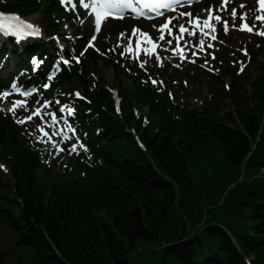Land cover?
I'll use <instances>...</instances> for the list:
<instances>
[{"label": "trees", "instance_id": "1", "mask_svg": "<svg viewBox=\"0 0 264 264\" xmlns=\"http://www.w3.org/2000/svg\"><path fill=\"white\" fill-rule=\"evenodd\" d=\"M0 13H43L49 41L20 48L10 40L16 76L38 84L43 103L57 91L62 103L76 102L68 119L88 147L65 166L48 163L24 127L0 114V156L10 172L7 180L0 173V240L14 252L0 264H133L145 251L162 252L163 264H264V67L256 81L245 78L252 95L234 77L218 91L231 100L226 112L217 102L200 111L173 107L133 77V89L119 85L120 117L104 80H95V66L126 71L100 42L99 51L74 46L80 62L61 64L41 82L55 59L49 50L58 52L53 34L67 15L56 0H0ZM125 23L111 20L108 32ZM34 54L46 61L37 73L29 66ZM76 85L88 102L67 95ZM134 103L149 107L147 124Z\"/></svg>", "mask_w": 264, "mask_h": 264}, {"label": "rangeland", "instance_id": "2", "mask_svg": "<svg viewBox=\"0 0 264 264\" xmlns=\"http://www.w3.org/2000/svg\"><path fill=\"white\" fill-rule=\"evenodd\" d=\"M56 2L59 3L60 9L62 11L64 10L67 15L59 23V31L57 33H54V36L52 37L57 45V48L59 47L60 49L57 52L58 55H55V50L52 51L50 49L52 51V54L50 55H55L57 60L52 72H56L58 70L57 65L63 61V58H61V56L59 55H61V53L65 54V52H68V50L70 54L66 58L70 61V64L67 66H72L73 61L76 60L74 59L75 55H73V53H75L74 46H76L77 48L80 47L79 49L82 50V42H85L86 49V45L89 43L91 37L95 34L93 17L91 15H88L87 10L79 6L78 0H75V2L77 3V9L75 12L66 10V7L61 5L60 0H56ZM221 3L222 0H197L190 6L187 4L183 5L178 8L175 13L166 16H175L178 15L179 12H191L194 16L199 15L201 17H205L207 15L206 10L212 8L214 14H219L223 19L228 20L230 26L229 33L225 34L223 31V27L221 25H217L216 34L218 39L217 41H212V43L215 44L214 48L213 50L210 49V51L209 49H206L209 53L215 55V60H212L210 55L199 53V59H197L196 63H190L187 60L181 62L179 56H173L171 51L165 52L161 49H157V53L161 57H169V59H164L162 61L163 66H159L155 58V54L149 57L141 53L139 59H134L131 55L121 56L120 53L123 51V48L120 47L115 48V51H111L112 53L110 55H112L115 62L126 71L125 73L123 72L120 75H116L113 70L105 66L103 62L99 61L96 64L95 80H98L99 78L104 80V86L106 90H108V92L111 94L116 107V111L117 107H119V111H117V114L120 117L122 115L121 106L123 99L120 95L121 90L119 85L125 86V88L129 90L133 89V77L138 81L144 79L146 83H149L152 87H155L159 92H161V94H163V96H165L166 99L170 101L169 105H172L173 107H186L190 110L195 111H200L202 106L205 104L211 105L212 103L217 102L218 104H222V106L226 108H222V110L226 112L231 105V100L229 97H223V95L217 96V93L223 88L224 85L228 83L230 84L233 81V77L235 78L234 80L237 81V86L239 85L238 88H242L247 96L252 95L253 90L250 87L249 82H246L245 78L249 76L250 81L254 82L258 78H261V76L263 75L262 67H264V37L256 35L254 33L239 31L232 28L231 10L232 8L237 9V19L235 21V24L237 26H239L241 23L239 16L244 12L248 13V23L252 24L253 22H256L255 17L258 14L256 11V9L258 8V2L257 0H232V2L227 6L228 11L216 13L215 10L221 6ZM241 4L245 5V7L240 8L239 6ZM43 16V13L38 15L36 14L29 16L26 19L33 22L35 26H37L40 30V40L49 41V36L45 31V26L42 21L44 19ZM77 16H79L80 19H77ZM165 19L155 22H145L133 17H128L124 19V21L126 20L124 29L113 34L111 32H108V26L111 20L107 19L106 22L102 25L101 32L99 34H96L97 38L94 42L95 48L99 45L100 42L104 46L113 49L118 43V37L120 33H126L125 39L123 41H119L121 44H126L127 36L131 35L133 27H137L140 30L149 33L155 39L159 35V33L157 32L156 28L153 27V25H156L158 27L165 22ZM186 19L187 18L184 17L179 19L178 21H173V23H185ZM81 20H83V23H81ZM256 23L259 27V22ZM65 25H67L68 27L65 28ZM186 36L187 35H185L186 40H193V42H195L194 38L188 36L186 38ZM220 41H223V43H220ZM133 44H135V40L133 41ZM181 44L183 45V41H181ZM4 47L8 48L9 46H3V50ZM165 47H167V45H165ZM172 47H175L174 40ZM245 49L248 53L247 56L244 55L243 50ZM192 50L194 49L187 50L189 56L191 55L190 51ZM1 52L0 54H2ZM205 59L208 60L209 66L213 69V71H209L208 67H202ZM144 60H147L148 63L144 66V68H141L140 63ZM0 62L2 65V68L0 69L1 78L6 79L10 77L14 81H16L17 85L24 86L23 84H26H22L19 82L15 71L17 68V64L13 58L9 57L7 58L6 62H4L3 60H1ZM176 64H180V67H176ZM242 65L244 66V70L241 72L240 68ZM29 66L33 65L29 64ZM149 77H151V79L157 80L158 83L154 85ZM91 78L89 75L86 76V80L88 81ZM215 80L222 81L223 83L216 84L217 82H215ZM159 81H163V84H160ZM33 85L34 84H31V82H28V88L30 90L35 89L33 88ZM75 92H79L81 96L85 98L83 100L76 99L77 101L88 102V97L84 95L85 91L83 90L82 85H76L75 89H73L71 93H67V95H73V93ZM53 96L54 98L50 100V107L45 109L44 111L55 112L58 119L60 117H65L68 119L69 116L67 115V113H61L59 109L61 106L65 104L71 105L73 102L68 100L65 103H62L61 101L59 104L56 103L58 99L63 100V98H60V96H64V93L59 91L54 93ZM17 99H26L28 108L30 109L40 106L36 103L37 100H39L40 103L43 104L39 93H37V90L33 92L32 96L27 98H24L17 93H11V95H9V97L7 98H0V109H3L2 111H0V114L3 115V117L12 120L17 125L24 127L27 137L30 138L31 141L35 144L41 146L42 156L45 158L46 162L57 164L59 163L61 166H65L68 162L67 158L70 155L68 149L73 143L76 142V138L78 137L80 141L85 144L84 140L80 137L78 129L74 126L73 121L68 119V122L76 128V136L72 137V139L68 141L63 142H60L61 138L59 136L53 137L54 140L60 143L61 147L65 148L64 152L56 155L55 149L52 148L51 144L39 141L40 133L36 131V126L41 123L39 118H35L33 121L25 124H19L16 122L17 119L24 118L29 114V112L21 108L17 110L15 115H13L7 110L9 107H11L12 102ZM117 101H119L118 105ZM134 104L136 115L139 118L143 116V120L147 124L150 117L149 107L142 106L136 103ZM53 105L58 108V112L53 109L55 108L53 107ZM74 105L76 108V102H74ZM253 105H255V102ZM124 108L126 114H128L129 106L127 105V103L125 104ZM48 119H50V117L45 116V120ZM60 127H64L63 121H61ZM46 130L49 131V133H51L52 131L51 128H47ZM132 133L136 135V138L140 142V135H137L135 129L132 130ZM69 136H72V134L69 133ZM46 139L47 138H45V140ZM78 151L79 153L84 152L83 150ZM0 164H3L7 169V171L0 169V173L3 175L4 179L7 180L8 178H10L9 166L2 156H0ZM0 235L1 237L5 236V231L1 222ZM13 253L14 252L11 251V247L10 244H8V241L4 240L3 242L2 240H0V260H5L6 262L10 261V259L13 258ZM163 259L164 256L162 252L158 251L156 253H152L150 251H145L143 252V256L141 257V259H138V257L135 256L132 262L133 264H163ZM169 262L170 260H168V263Z\"/></svg>", "mask_w": 264, "mask_h": 264}, {"label": "snow or ice", "instance_id": "3", "mask_svg": "<svg viewBox=\"0 0 264 264\" xmlns=\"http://www.w3.org/2000/svg\"><path fill=\"white\" fill-rule=\"evenodd\" d=\"M61 5L66 7V10H71L73 12L77 9V3L75 0H60ZM193 0H78L79 6L88 11V15L94 17V32L95 34L91 37L89 43L86 45V48H95V40L97 38L96 34H99L102 30V25L106 22L108 18L115 19H124L126 14L131 12L135 15V17H147L149 19H154L156 17L164 16L165 10L176 12L179 6L184 4L191 5ZM232 0H222L221 6L215 10L216 13L226 12L228 11V4L231 3ZM258 8L256 9L257 15L255 17V21L259 22V27L256 22L252 24L248 23V13L244 12L240 14L239 19L241 23L239 26L235 24L237 19V9L232 8L231 10V19L232 24L231 27L239 30L246 31L248 33H254L256 35H260L264 37V0H257ZM70 6V8H69ZM240 8H244L245 5L241 4ZM207 15L205 17H201L199 15H193L191 12H179L178 15L168 16L165 19V22L156 26L159 35L154 39L149 33L140 30L137 27H133L131 35L127 36L126 44H121L119 41H123L126 37V33H120L118 37L117 45L111 49V51H115V48H123V51L120 53L121 56L131 55L134 59H139L140 54L143 53L149 57L155 54V58L159 64V66H163L162 61L164 59H169V57H161L157 53V49H161L162 51H171L173 56H179L181 62L187 60L190 63H196L197 59H199V53H205L206 55H210L212 60H215L216 57L214 54L206 52V49H213L214 44L212 41H217V25H221L223 27V31L225 34L229 33L230 26L229 21L222 18L219 14H214L212 8L206 10ZM152 14V15H150ZM186 17L185 23H173V21H178L181 18ZM80 19L79 16L76 17ZM8 21H16V25L13 26L11 23H7ZM83 23V20H81ZM68 26L65 25V28ZM0 29L5 30L6 32H10L16 35L19 38H23L28 35H39L40 30L38 28H34L32 24H25L23 21L19 20L18 17H5L3 21H0ZM28 29L29 31H25ZM185 35L188 37L194 38L193 40H186ZM135 40V44L133 41ZM173 40L175 41V47H172ZM183 41V45L181 44ZM223 43V41H220ZM167 45V47H165ZM194 49L191 51V55L187 54V50ZM86 50V49H85ZM99 51L98 49H96ZM244 55L247 56L246 49L243 50ZM82 54V53H81ZM46 59V58H45ZM64 65H69L70 61L68 59H63ZM76 62L79 63V59H76ZM31 63L35 67H39L44 63V59H37L33 57ZM148 63L147 60H144L140 63V67L144 68V66ZM176 67H180V64H176ZM35 67L33 70H35ZM202 67H208L209 71H213V69L209 66V62L205 59ZM59 65H57V69ZM244 70V66L242 65L240 71ZM23 75V73H21ZM55 73L48 77V80H52ZM151 79V77H149ZM151 82L156 85L158 83L157 80L151 79ZM160 84H163V81H159ZM44 89L50 87L49 83H44L42 86ZM227 87V85H226ZM36 89H31L27 91H21L18 87L16 81H13L11 85V91L4 90L0 91V98H7L11 95L12 92H16L23 97H30L33 95V92ZM73 96L77 100H83L84 97L81 96L79 92L73 93ZM39 107L28 108L27 100L17 99L12 102L11 107L7 110L11 112L13 115L16 114L18 109H25L29 112L27 116L21 119H17V123L25 124L30 121H33L35 118H39L41 123L36 126V131L40 133L39 141L51 144L52 148L55 149L56 155H59L61 152L65 151V148L60 146V143L53 139V137L59 136L61 138L60 142L68 141L72 139V137L76 136V128L68 122V119L65 117L57 118V114L55 112H46L45 109L50 107L51 101H45L43 104L40 103L39 100L36 101ZM56 103H60L59 100ZM119 101H117V105ZM3 109H0L2 111ZM59 111L61 113H67L68 116H75L76 108L74 102L69 105L65 104L60 107ZM117 111H119V107H117ZM45 116L50 117V119L45 120ZM63 121L64 127H60V123ZM47 128H51L52 131L49 133ZM69 133L72 136H69ZM86 135V134H85ZM45 138H47L45 140ZM78 150H83L84 152L88 151L87 146L80 141L77 137L76 142L71 145L68 149L69 154L76 153L79 154ZM0 169L7 171L3 164H0Z\"/></svg>", "mask_w": 264, "mask_h": 264}, {"label": "bare ground", "instance_id": "4", "mask_svg": "<svg viewBox=\"0 0 264 264\" xmlns=\"http://www.w3.org/2000/svg\"><path fill=\"white\" fill-rule=\"evenodd\" d=\"M93 24H94V19H93ZM186 38H187V36H186ZM219 42V41H218ZM215 45V44H214ZM218 45V44H217ZM219 47V46H218ZM217 49V48H216ZM1 50V49H0ZM213 50V49H212ZM207 51V50H206ZM209 51H210V49H209ZM191 52V51H190ZM208 52V51H207ZM212 52V51H211ZM188 54V53H187Z\"/></svg>", "mask_w": 264, "mask_h": 264}]
</instances>
